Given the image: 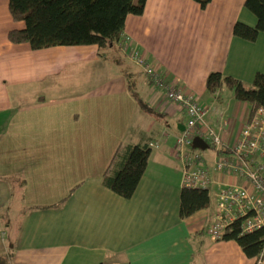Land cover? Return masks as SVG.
<instances>
[{
  "label": "crops",
  "instance_id": "0c3cea01",
  "mask_svg": "<svg viewBox=\"0 0 264 264\" xmlns=\"http://www.w3.org/2000/svg\"><path fill=\"white\" fill-rule=\"evenodd\" d=\"M243 2L212 0L202 8L194 0H146L141 14L127 15L122 31L168 80L220 111L222 93L219 98L205 85L209 72L246 85L264 72V31L255 40L232 33L234 22L256 21ZM22 25L8 0H0V252L7 262L255 264L235 239L205 234L211 208L180 215L181 188L188 185L175 147V126L187 119L182 106L119 50L33 49L7 37ZM63 63L72 65L69 75L45 80L43 73ZM45 82L48 95L39 93ZM225 107L221 137L231 146L251 111L240 100ZM208 120L218 121L210 113ZM144 140L154 150L134 192L123 197L102 183V174L119 143ZM213 160L207 156V167ZM214 180V190L243 181L225 172H215Z\"/></svg>",
  "mask_w": 264,
  "mask_h": 264
},
{
  "label": "trees",
  "instance_id": "16d2710c",
  "mask_svg": "<svg viewBox=\"0 0 264 264\" xmlns=\"http://www.w3.org/2000/svg\"><path fill=\"white\" fill-rule=\"evenodd\" d=\"M145 1L8 0L12 18L21 20L23 25L9 29L7 37L12 42H27L33 49L60 44H97L99 47L110 46L116 51L127 15L141 14ZM194 1L204 8L212 0ZM243 3L254 13L256 21L249 24L238 20L232 26V33L255 40L258 33L264 31V0H244ZM205 85L211 93L218 90L219 98L223 87L229 88L236 100L249 103L250 111L264 106L262 71H257L252 83L246 85L233 75L215 70L206 75ZM151 150L152 143L148 140L119 143L104 169L102 183L123 197L131 196L146 169ZM208 201V190L184 185L180 192V215L186 217L205 207ZM241 222L240 217L231 222L224 238L235 239L248 257H256L264 251V227L240 233ZM0 264H9L3 252H0ZM95 264H102V261Z\"/></svg>",
  "mask_w": 264,
  "mask_h": 264
},
{
  "label": "built area",
  "instance_id": "2783aa9c",
  "mask_svg": "<svg viewBox=\"0 0 264 264\" xmlns=\"http://www.w3.org/2000/svg\"><path fill=\"white\" fill-rule=\"evenodd\" d=\"M119 50L142 68L149 81L160 88L164 96L185 110L187 119L176 137L175 147L187 184L211 185L215 172L242 177L241 183H225L218 190H208L209 200L215 199L216 195L225 201L226 210L214 208L204 227L205 234L211 240L223 238L227 222L239 217L242 218L243 231L264 226V106H258L249 113L237 140L227 146L221 137L223 124L209 122L207 108L198 103L193 94L168 80L164 71L145 58L138 43L125 31L120 33ZM196 136L207 143L205 148L192 146ZM210 155H214L211 168L205 163ZM256 264L264 262L259 259Z\"/></svg>",
  "mask_w": 264,
  "mask_h": 264
},
{
  "label": "rangeland",
  "instance_id": "374dc122",
  "mask_svg": "<svg viewBox=\"0 0 264 264\" xmlns=\"http://www.w3.org/2000/svg\"><path fill=\"white\" fill-rule=\"evenodd\" d=\"M118 46H119V42H118ZM103 47H110V46H103ZM77 48H79V47H77ZM112 51H115L114 49H112ZM120 51V50H119ZM100 52V51H99ZM116 52V51H115ZM124 56V59L125 58H127L125 55H123ZM126 60V59H125ZM135 64V63H134ZM71 66L72 65H67V64H65V63H63V64H61L60 66H57V68L52 72V71H47L46 73H43V75H44V78H45V80H48L49 78H51V77H54V76H60V75H69L68 73H69V71H72L71 70ZM140 71H141V69H139ZM145 74V73H144ZM146 76V75H145ZM148 78V77H147ZM148 80H149V78H148ZM42 85V89H40V91H39V93H43L44 95H48V93H52V92H50V91H48L49 90V86H50V83H47V82H45V83H42L41 84ZM132 90V92L135 94V91H133V88L131 89ZM221 93H222V98H223V103H222V106H219V109H220V111L221 112H224V114L225 115H227L228 114V112H229V110H228V108H226L225 106L226 105H230L231 107L233 106V104L234 103H236L237 102V100L232 96V92H231V90L229 89V88H227V87H223V89L221 90ZM162 94H164V93H162ZM167 99H169L168 97H167ZM170 100V99H169ZM214 106V105H213ZM225 117H227V116H225ZM216 124H221L220 123V120H218L217 122H215ZM175 128H176V130H177V134H176V136H175V140H176V137H177V135L180 133V131L182 130V129H178L177 128V125L175 126ZM176 142V141H175ZM154 148V147H153ZM152 148V149H153ZM154 150V149H153ZM175 160L177 161V163H179V161L175 158ZM225 236V235H224ZM224 236H223V238L222 237H218V238H216V239H213L212 241H217V240H221V239H224ZM255 258H257L256 259V261H258V256H256ZM256 261H255V264H256ZM100 262V261H99ZM97 263V262H96Z\"/></svg>",
  "mask_w": 264,
  "mask_h": 264
},
{
  "label": "bare ground",
  "instance_id": "6f19581e",
  "mask_svg": "<svg viewBox=\"0 0 264 264\" xmlns=\"http://www.w3.org/2000/svg\"><path fill=\"white\" fill-rule=\"evenodd\" d=\"M193 96H194V95H193ZM194 99H195L198 103H200L201 105L205 106V107L207 108L208 112H209L211 115L215 116L218 120H220V123L223 124V126H226V124H227V118L225 117L226 115H224L223 113H221V112H220L217 108H215L213 105H210V104H204V103L200 102L199 99H198L197 97H195V96H194ZM244 122H245V120L243 121V123H242V125H241V128H240V130H239V132L241 131V129H242L243 125H244ZM238 135H239V133H238ZM214 182H215V180H214V178H213L212 181H211V185H200V186H195V187L205 188L206 190L214 189V186H213ZM225 183H234V182H228V181L223 182V183L219 184V188H221ZM219 188H218V189H219ZM224 203H225L224 200H222V199H220V198H217V199H213V200H211V201L209 200V201H208V204H207L205 207H203V208H207V209L211 208V213H212V211L214 210L215 207H220L221 209H225V210H226V208H225V206H224ZM228 211H229L230 213H233L232 210H228ZM191 214H192V213H191ZM210 216H211V214H210ZM235 219H237V218H233V219H231V220H229V221L227 222V225H226V228H225L224 235L227 233V228H228L229 224H230L231 222H233ZM242 226H243V225H242V222H241V228H240V231H239L240 233L251 232V231H254V230H255V229H253V230H249V231H243ZM262 227H264V226H262ZM256 229H257V228H256ZM259 259H260L261 261H263V251L259 253V255H258V260H259ZM256 262H257V261H256ZM263 262H264V261H263Z\"/></svg>",
  "mask_w": 264,
  "mask_h": 264
},
{
  "label": "water",
  "instance_id": "95a60500",
  "mask_svg": "<svg viewBox=\"0 0 264 264\" xmlns=\"http://www.w3.org/2000/svg\"><path fill=\"white\" fill-rule=\"evenodd\" d=\"M179 129H183L184 126L180 127L178 126ZM192 146L198 147V148H205L207 146V143L200 137L196 136L192 140Z\"/></svg>",
  "mask_w": 264,
  "mask_h": 264
}]
</instances>
